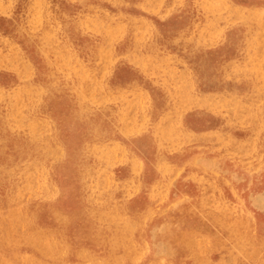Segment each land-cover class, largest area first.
<instances>
[{
    "label": "rangeland",
    "instance_id": "obj_1",
    "mask_svg": "<svg viewBox=\"0 0 264 264\" xmlns=\"http://www.w3.org/2000/svg\"><path fill=\"white\" fill-rule=\"evenodd\" d=\"M0 264H264V0H0Z\"/></svg>",
    "mask_w": 264,
    "mask_h": 264
},
{
    "label": "bare ground",
    "instance_id": "obj_2",
    "mask_svg": "<svg viewBox=\"0 0 264 264\" xmlns=\"http://www.w3.org/2000/svg\"><path fill=\"white\" fill-rule=\"evenodd\" d=\"M178 221V220H177ZM169 222V221H168ZM179 223V222H178ZM176 226H178V225H176ZM182 226V225H181ZM167 231V230H166ZM161 234V233H160ZM162 236V235H161ZM170 249V248H169Z\"/></svg>",
    "mask_w": 264,
    "mask_h": 264
}]
</instances>
